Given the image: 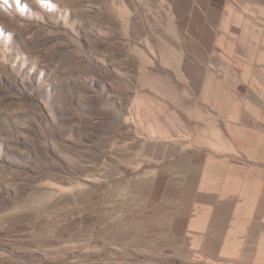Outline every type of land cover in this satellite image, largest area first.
Masks as SVG:
<instances>
[{
  "label": "rangeland",
  "instance_id": "rangeland-1",
  "mask_svg": "<svg viewBox=\"0 0 264 264\" xmlns=\"http://www.w3.org/2000/svg\"><path fill=\"white\" fill-rule=\"evenodd\" d=\"M106 6L0 0V264H264L263 248L262 260L227 257L241 246V224L210 221L196 203L209 200L214 180L194 178L193 158L227 150L200 146L224 140L212 115L185 99L170 110L172 134L128 115L132 61L123 44L98 37L99 26L114 25ZM227 6L218 69L234 80L264 74V0ZM242 149L232 148L236 191Z\"/></svg>",
  "mask_w": 264,
  "mask_h": 264
},
{
  "label": "crops",
  "instance_id": "crops-1",
  "mask_svg": "<svg viewBox=\"0 0 264 264\" xmlns=\"http://www.w3.org/2000/svg\"><path fill=\"white\" fill-rule=\"evenodd\" d=\"M105 1L107 6L103 11L111 10L114 25L99 26L98 37L123 44L132 61L128 69L127 95L132 104L128 115L135 117V123L142 116L148 123L161 122L167 134L173 131L170 110L175 115L185 99L195 100L212 115L215 130L224 140L218 144L200 143V146L218 145L227 150L223 155L210 153L193 158H199L193 162L194 178L214 180L208 184L209 191L203 192L209 200L196 203L209 207L210 221H224L229 228L241 224V241H238L241 246L236 254L227 257L262 260L259 252L264 249V74L255 77L241 74L234 80L233 75L222 74L218 69L214 57L220 37L225 33L227 0ZM261 68L264 73V66ZM126 71L121 66L120 77L124 78ZM154 100L160 102L159 110ZM158 113L160 118H154ZM236 136H242L244 141L238 142ZM238 146L247 147V152L242 149V153L249 155L245 153V160H238L240 163L236 164L243 170L236 191L232 148L238 153ZM180 162L177 159L176 173L185 171L183 160ZM201 186L207 187L204 182ZM210 241L221 243L222 240ZM227 241L233 242L229 232ZM250 244L256 247H249ZM66 264L161 263L100 259Z\"/></svg>",
  "mask_w": 264,
  "mask_h": 264
}]
</instances>
